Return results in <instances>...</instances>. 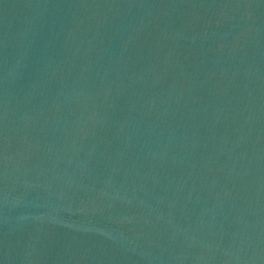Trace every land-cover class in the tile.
Listing matches in <instances>:
<instances>
[{
    "label": "water",
    "instance_id": "water-1",
    "mask_svg": "<svg viewBox=\"0 0 264 264\" xmlns=\"http://www.w3.org/2000/svg\"><path fill=\"white\" fill-rule=\"evenodd\" d=\"M0 264H264V0H0Z\"/></svg>",
    "mask_w": 264,
    "mask_h": 264
}]
</instances>
